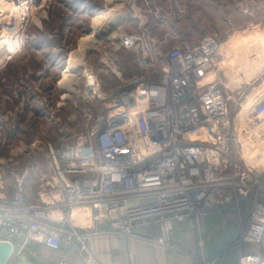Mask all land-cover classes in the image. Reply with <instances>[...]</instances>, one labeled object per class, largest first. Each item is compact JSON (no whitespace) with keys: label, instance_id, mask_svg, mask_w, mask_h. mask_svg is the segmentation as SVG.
Returning <instances> with one entry per match:
<instances>
[{"label":"built area","instance_id":"2783aa9c","mask_svg":"<svg viewBox=\"0 0 264 264\" xmlns=\"http://www.w3.org/2000/svg\"><path fill=\"white\" fill-rule=\"evenodd\" d=\"M37 1L50 0H9L7 60L23 50ZM128 3L134 30L120 32L100 61L118 85L103 92L97 75L84 72L87 101L102 103L96 113H83L86 132L72 143L47 144L48 166L32 192L35 170L14 175L7 189L0 168V241L12 244L13 260L34 255L36 246L67 255L97 237L138 239L155 226L152 243L180 252L171 243L175 224L194 223L200 231L214 209L245 206L237 264H264V132L237 122L251 95L226 91L215 37L185 43L171 13L147 0ZM119 51L134 55L138 75L119 73ZM238 153L248 155L246 163H238Z\"/></svg>","mask_w":264,"mask_h":264},{"label":"rangeland","instance_id":"374dc122","mask_svg":"<svg viewBox=\"0 0 264 264\" xmlns=\"http://www.w3.org/2000/svg\"><path fill=\"white\" fill-rule=\"evenodd\" d=\"M128 1L117 0L112 3L117 6L115 15L121 16L117 34L112 37L110 33L104 38H99L96 48L89 51L82 66L74 74L75 85L72 86V94L64 98L66 92L60 87L64 72L73 62L72 57L78 51L81 39L94 31L92 17L112 5H107L108 0H50L44 4L37 1L26 29L27 39L23 50L7 60V49L3 44L11 41L4 24L8 21L7 18L13 16L14 9L9 0H0V168L5 172L7 189L13 181V176L29 167L35 170L28 184L29 192H32L40 171H45L48 166L47 144L53 146L61 139L72 143L86 132L83 113H96L102 103L87 101L85 71L92 70L97 75L103 92H109L118 85L116 78L103 71L100 61L103 59L104 49L107 50L117 43L120 32L134 30ZM147 2L153 10L161 9L171 13V23L183 42L195 44L202 37L212 36L222 43L223 68L220 77L226 91L234 95L239 86L237 78L227 79L224 76V67L229 64L228 59L235 53V47L241 39L254 33L264 36V10L257 11L254 4L259 2L264 5V0ZM117 65L124 78L138 75L140 72L135 65L134 55L129 52L119 51ZM69 84L67 82L66 86ZM263 85L264 76L249 89L243 87L240 91H246L247 95H264ZM249 101L250 97L248 104ZM250 109L249 106L247 111ZM255 111L258 113V107L253 108L252 112ZM263 121L264 118L257 124ZM254 124L255 122L253 125L247 124V128L253 131L257 128ZM236 158L238 163H246L244 159L248 158V155L244 157L238 153ZM217 210L225 212V215L220 219L214 234L217 233L218 237L231 231L229 240L219 250L217 259L213 260L215 264H220V259L227 256L229 250L234 247V250H240L237 243L244 231L248 210L245 206L236 208L231 205L214 209L212 214L217 213ZM206 247L204 245L205 251ZM35 250H31L34 255L29 256L35 261L39 256L43 259L42 264L53 260L52 253ZM56 260V264L62 262L58 256ZM12 263L13 261H10L8 264Z\"/></svg>","mask_w":264,"mask_h":264},{"label":"crops","instance_id":"0c3cea01","mask_svg":"<svg viewBox=\"0 0 264 264\" xmlns=\"http://www.w3.org/2000/svg\"><path fill=\"white\" fill-rule=\"evenodd\" d=\"M254 4L257 11L264 10V5L259 2ZM261 36L260 33H254L241 39L235 47V53L228 59L229 64L224 67V76L227 79L237 78L238 90L243 87L249 89L254 80L264 76V36ZM259 94L252 96L264 102V95L259 96ZM185 227L187 226L177 225L173 234L175 243L183 248H180V252L165 250L152 243L159 237L158 228L155 226H149L140 231L138 239L97 237L87 242L85 251L76 247L67 255L49 251L44 247H38L37 250L54 255L53 260H49L46 264H56L57 256L67 264H215L212 259L216 257L215 254H218L227 240L217 244L215 248L210 246L205 251L203 240L195 239L190 233L185 232ZM237 257L232 255L225 259L223 264H237ZM39 258H36L37 261L30 259L34 264H42L43 259L41 256Z\"/></svg>","mask_w":264,"mask_h":264},{"label":"bare ground","instance_id":"6f19581e","mask_svg":"<svg viewBox=\"0 0 264 264\" xmlns=\"http://www.w3.org/2000/svg\"><path fill=\"white\" fill-rule=\"evenodd\" d=\"M120 1V0H119ZM113 2H117V0H108L107 5L110 6L106 11L96 13L92 17V23L94 25V31L87 35L86 37L81 39V44L79 46V49L76 53H74L72 57V63L69 68H67L64 72L63 81L61 83V88L64 90V98H67L69 95L72 94L75 80V72L82 66L81 64L84 62L85 56L89 53V51L96 48V44L99 42V38H104L105 36H108V34L111 33L110 36L114 37L115 34H117V31L119 30V21H120V14L115 15L117 12V6L113 5ZM14 13V12H13ZM3 45H6L7 51L12 52L13 47L12 43L6 42ZM1 46V45H0ZM5 48V47H4ZM70 83L68 86H66V83ZM251 103V105H249ZM249 104L247 103L245 110L250 106L251 109L246 111L243 115L240 116L241 118L237 119V122L240 123V128L243 130V128L248 125H253L258 127L259 131L261 133L264 132V123L257 124L259 120L263 119L264 117V105L261 99L250 96ZM255 107H258V109H261V114L253 116L251 114V110ZM248 124V125H247ZM254 157H251V162L256 163L257 160L253 159Z\"/></svg>","mask_w":264,"mask_h":264},{"label":"trees","instance_id":"16d2710c","mask_svg":"<svg viewBox=\"0 0 264 264\" xmlns=\"http://www.w3.org/2000/svg\"><path fill=\"white\" fill-rule=\"evenodd\" d=\"M79 2H82V1H79ZM226 207H222V208H226ZM222 208H218V209H222ZM220 211L221 210H217V213H213V214H212L213 211H211L210 214L201 222L200 231L197 230V227L195 226L194 223L193 224L191 223L189 225H186L187 227H185L186 229H184L185 232H187L188 234L190 233V235L194 236L195 239L201 238L203 240V245L207 246L206 249L208 247H210V246H213L215 248V246L217 244L223 243V241L229 240V237L231 235L229 232H231V231L226 232L224 234H220L218 237L216 236L217 233L214 234L215 228H217V226H218V224L220 222V219L222 218V216L225 215V212L221 213ZM177 225H180V224H175L174 225L172 236H171V243L173 245L183 249L182 247H180L179 245H177L175 243L174 238H173L174 230H175V227ZM211 239H213V240L211 241ZM38 247H40V246H36V247L30 248V251L33 250V249L37 250ZM234 249H235V247L232 250H229L228 253H226L227 256H225L224 258L221 257L222 259H220L219 263L223 264V261L225 259H227L228 257L232 256V255H237L238 256L240 251L234 250ZM215 252H216V249H215ZM215 255H217V254H215ZM214 259H217V257H215ZM214 259H212V260H214ZM237 260H238V257H237Z\"/></svg>","mask_w":264,"mask_h":264},{"label":"water","instance_id":"95a60500","mask_svg":"<svg viewBox=\"0 0 264 264\" xmlns=\"http://www.w3.org/2000/svg\"><path fill=\"white\" fill-rule=\"evenodd\" d=\"M34 264L26 254H22L13 260V246L9 242L0 241V264Z\"/></svg>","mask_w":264,"mask_h":264}]
</instances>
